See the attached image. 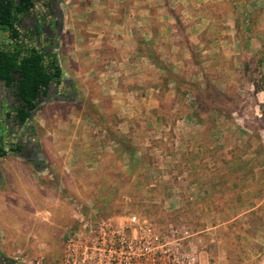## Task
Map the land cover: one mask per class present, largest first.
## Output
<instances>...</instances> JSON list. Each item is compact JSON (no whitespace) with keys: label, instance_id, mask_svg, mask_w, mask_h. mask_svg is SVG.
Here are the masks:
<instances>
[{"label":"rangeland","instance_id":"1","mask_svg":"<svg viewBox=\"0 0 264 264\" xmlns=\"http://www.w3.org/2000/svg\"><path fill=\"white\" fill-rule=\"evenodd\" d=\"M246 1L231 0L243 9ZM241 9L247 30L214 34L247 40L240 59H231L230 78L222 75L229 61L217 60L209 61L216 69L201 76L202 83L178 78L184 91L173 88L164 107L153 110L162 123L140 108L122 130L111 114L112 125L72 124L76 155L67 173L55 172V224L37 226L31 235V243L49 247L25 257L60 260L72 236L77 245L98 242L97 264H264V47L251 40L261 34L255 8ZM233 44L229 59L241 51ZM252 86L263 92H251ZM238 159L245 166L229 171L226 164ZM5 197L15 205L2 209L5 225L21 223L36 204L20 190Z\"/></svg>","mask_w":264,"mask_h":264},{"label":"crops","instance_id":"2","mask_svg":"<svg viewBox=\"0 0 264 264\" xmlns=\"http://www.w3.org/2000/svg\"><path fill=\"white\" fill-rule=\"evenodd\" d=\"M220 1L55 0L57 14L53 24L39 26L45 28L46 37L52 36L48 44L55 47L64 79L72 86L66 94L75 95V101L46 104L22 128L6 118V114L14 110L15 98L0 83V147L8 150L11 143H18L27 148L28 154L38 153V149L44 162L41 169H37L22 155L8 153L0 157V264L5 257L17 264L34 258L25 254L49 247L31 243V235L37 226L48 230L55 224V208L60 203V197L54 194L55 172L65 174L70 158L76 155L70 146L72 124L112 125V121L107 120L111 114L119 118L117 128L122 130L123 125L133 124L130 115L136 109L142 108L146 113L162 109L167 94L175 92L174 89L177 93L184 91L178 86V78L193 84L202 83L200 77H209L208 71L216 69L214 64H208L210 60L222 62V66L229 61V71L223 68L222 75L230 78L231 59H240L247 40L214 34L225 30L223 35H227L231 29L242 34L247 30L246 24L250 25V21L246 16L239 17L238 7L242 11H248L246 9L252 5L255 8L257 17L253 24L261 34L251 40L256 41L254 45L264 47V0H248L245 9L231 0H222L227 1L222 5ZM234 42L239 43L241 51L231 54L229 59L228 50ZM219 50L222 54L218 56L215 53ZM250 91L263 92L256 86ZM58 105L68 106L70 110L75 106L79 111L61 113ZM155 115L162 123L161 114ZM184 120L178 119V122ZM186 120L192 121L191 118ZM224 137V140L231 138ZM240 160L226 164L228 170L232 165L245 166ZM227 166L224 165L225 171ZM248 169L250 167H246L245 173ZM29 186L39 194L38 200ZM18 190L26 194L30 203L35 199L36 204L25 212L21 223L5 225L2 209L5 205L15 208L14 203L9 204L5 193L12 196Z\"/></svg>","mask_w":264,"mask_h":264},{"label":"trees","instance_id":"3","mask_svg":"<svg viewBox=\"0 0 264 264\" xmlns=\"http://www.w3.org/2000/svg\"><path fill=\"white\" fill-rule=\"evenodd\" d=\"M56 4L55 0H0V83L15 98L14 110L6 118L18 127L27 126L48 103L75 101V95L66 94L72 86L64 79L55 47L48 44L52 36L46 37L45 28L39 26L53 24ZM37 152L32 156L18 143H11L8 150L0 147V157L22 155L40 169L44 162H38ZM1 262L16 264L6 257Z\"/></svg>","mask_w":264,"mask_h":264},{"label":"built area","instance_id":"4","mask_svg":"<svg viewBox=\"0 0 264 264\" xmlns=\"http://www.w3.org/2000/svg\"><path fill=\"white\" fill-rule=\"evenodd\" d=\"M132 221L135 222L136 218H132ZM97 261L98 242L96 240L92 244L77 245L72 236H69L68 241L62 247L60 260L49 261L43 256H37L21 260L17 264H97Z\"/></svg>","mask_w":264,"mask_h":264},{"label":"flooded vegetation","instance_id":"5","mask_svg":"<svg viewBox=\"0 0 264 264\" xmlns=\"http://www.w3.org/2000/svg\"><path fill=\"white\" fill-rule=\"evenodd\" d=\"M96 232H97V237H98V230H96Z\"/></svg>","mask_w":264,"mask_h":264}]
</instances>
